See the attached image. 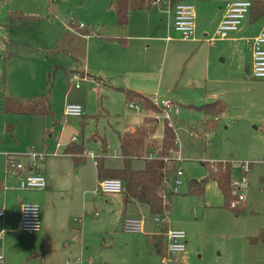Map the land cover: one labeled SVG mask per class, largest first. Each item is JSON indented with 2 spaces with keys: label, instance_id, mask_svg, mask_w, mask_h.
I'll return each mask as SVG.
<instances>
[{
  "label": "rangeland",
  "instance_id": "obj_1",
  "mask_svg": "<svg viewBox=\"0 0 264 264\" xmlns=\"http://www.w3.org/2000/svg\"><path fill=\"white\" fill-rule=\"evenodd\" d=\"M31 1L35 2L33 12L37 16H29L34 18L32 21H18L10 19L9 14L19 11L17 8L26 2L30 4V0H0V85L3 88L4 82V87L11 85L19 88L35 81L41 83V93L37 95L41 97L45 92L46 77L53 71L52 118L7 117L0 114L2 120H13L15 124L16 135H9L14 139L10 140L11 146L23 148L24 154L32 148L40 153L52 150L58 142L61 145L58 153L62 155L61 152L71 145V138H75L74 145L82 146L84 153L92 151L96 158L103 160L105 167L118 170L123 166L118 135L123 134L124 126L140 122L151 124V135L158 143L162 141L167 127L161 112L142 110L136 113L128 108L120 90L131 88L126 87L124 82L128 80L134 85L145 82L148 86L144 91L149 97L169 99L178 108V114L171 116L170 128L175 136L176 150L167 159H173L175 155L178 157L179 161H174V164L183 177L176 194H171L170 189L174 176L169 178L167 190L170 194L165 197L168 205L164 213L166 224H154L153 220L162 219V216L151 215L147 206L125 205L122 194H94L91 207L86 210L88 213L82 217L79 231L76 230L78 226L72 224L81 233L82 241L80 249L78 246V250L72 252L67 264H161L159 256L147 245V237L162 236L166 228L184 233L185 253L178 264H237L235 254L241 242L243 215H236L227 207L221 191L212 180L206 182L202 196L189 195L188 182L208 178V167L213 172L212 167L216 163H228L230 182H237L240 168L248 165L246 197L248 192L253 194L251 197L255 206L258 204L257 207L264 212V80L249 76L246 67L250 53L246 46L244 48L241 44L229 52L226 64L220 66L221 70L226 67V77H229L223 84L231 81V86H223L237 92L230 95L231 104L223 99L228 109L216 120L212 119L211 127H206L203 115L189 108V104L198 105V96L207 95L209 88L203 75L196 78L192 72L193 59L168 54L163 62L166 43L143 42L139 60L121 65L119 71L122 74H111L109 41L95 37H109L116 33L111 26L114 17L110 23L111 20L103 14V0ZM150 9L151 12L161 11ZM83 21V30L74 32L71 29L75 38L68 35L60 41L82 61V70L77 73L79 78L81 74L87 77L86 81L79 82L80 89L74 90L70 88L69 78L76 69L71 68L70 61L64 57L52 54L63 28L79 26ZM262 21L244 20L236 35L246 37L252 34ZM103 22L109 23V26H98ZM85 31L89 35H84ZM195 31L197 33L198 30H194L193 36ZM213 37L214 31H210L207 39ZM172 42L171 46H182L178 39ZM147 45L150 48L145 51ZM7 52L11 58L5 63ZM196 60L199 61L200 57ZM35 74L36 80L32 77ZM234 80L236 83L232 82ZM66 105H81L82 117L64 119L62 112ZM146 118L151 119V123L146 122ZM3 136L1 133L0 138ZM5 138L8 140V135ZM133 168L141 170L143 161H134ZM126 219L142 220L143 233L124 232L122 222ZM17 232L15 235L5 234L0 245L3 264L5 261L7 264H41L39 258L22 260L17 255V252L21 255L20 249L24 246H34L33 251L41 249L38 247V233ZM72 245L73 240L68 239L65 248Z\"/></svg>",
  "mask_w": 264,
  "mask_h": 264
},
{
  "label": "crops",
  "instance_id": "obj_2",
  "mask_svg": "<svg viewBox=\"0 0 264 264\" xmlns=\"http://www.w3.org/2000/svg\"><path fill=\"white\" fill-rule=\"evenodd\" d=\"M114 1L115 0H103V4L101 6L103 14L107 15L108 20H111L110 23L113 20L112 17H114V24L111 26L112 29H116V33L105 38L112 40L118 38L125 41L121 45L116 41L109 40V72L111 74H122L119 71L121 65L129 61L134 62L139 60L138 54H140V49L143 48L141 43H166L164 46L163 62L168 54L171 57L179 56L183 58H189V60L193 59L191 60L193 67L192 72L195 73L196 78L199 75H203L209 84V88L206 90L207 95H199L198 99L200 100V103L198 105L189 104V108L203 115V113L197 108L215 103L216 101H221L226 105V110L228 109V105L232 103L230 95L237 92L233 89L236 84H234L232 88L233 90L226 89L227 86H231V81L229 80V83L223 84V82L228 80L229 77H226V67H224L225 69L221 70L220 66L222 64H226V55L240 47L242 44L244 45V48L246 46L248 52L250 53V61H247L246 67V70L249 74L251 66V52L247 41L256 37L260 33L262 26L264 25V17L260 18L263 19V21L255 30V32L246 37H242L243 35H236L238 31L237 30L236 32L229 34L228 38L223 41H216L213 43L209 41L210 38H207L210 31H214L215 34L217 26L223 16L225 2H253L258 0H173L176 3H185L191 6V3L194 4L195 30L198 31L197 33L195 31V36H193V39L187 43H184V41L180 39L178 33H176L173 29L171 15H168L166 8L164 7L159 9L161 10L159 12H151L152 9L131 11L129 13L126 27L124 30L120 31L116 25ZM34 3L35 2H32L31 0L30 4L26 2L24 6L17 8L20 9L17 12L24 13L26 16H37V13L33 12ZM246 19L249 22H254L249 20V16H246L244 20ZM88 22L89 21H85V23L89 24ZM242 23L240 26H242ZM83 24L84 21L81 23V25ZM98 26L106 27L109 26V23H98ZM65 28H63V32L58 38L57 46L54 52H65L69 54V56L63 54L58 55L55 53L52 55L64 57L66 61H70L71 68L74 67L76 70L78 69L81 71L82 67H79L75 62L76 60L79 65L82 66V61L76 57L77 54L74 53L76 55L74 56L70 50H67L66 47L60 43V41H62V39L68 35L75 38L74 32L76 29L72 25L66 29ZM71 29L74 32H72ZM177 39L178 43H182V46H171V43H173L172 41H177ZM145 47L146 48L144 50L148 51L150 45ZM198 57H200L199 61L196 60ZM236 59L239 60V57L237 56ZM131 65H133V63H131ZM32 77L36 80L37 75H32ZM1 79L2 77H0V80ZM235 81L236 80L232 82L236 83ZM124 83L126 84V87L131 88L128 90L134 89L132 91L149 97L144 91V89L148 86V84H145V82H137L135 83L136 85H134L127 80ZM69 85L70 88L74 89L70 81ZM223 85H226V87ZM2 90L0 91V114L4 115L1 113L2 96L11 95L18 99L24 100H30L31 98H34V96L37 98V95L41 93V83H35V81L28 82L19 88H15L11 85H6L4 87L3 82ZM223 99H225V102L228 105L223 101ZM4 116L10 117L17 115ZM203 117L206 119L204 121L205 124L207 121H212V119L215 118L205 117L204 115ZM7 124L12 125L11 132L6 130ZM14 125L15 124L13 120H2L0 118V134L2 133L4 135L0 138V211L3 213V216L0 217V231H3V240L0 241V245H2L4 242L5 234L15 235L18 233L16 225L20 218L21 205L37 204L40 207L41 220V231L38 233L40 239L38 247L41 249L33 251V248H35L34 246H24L20 249L21 255H19L18 252L17 255L20 256L22 260L24 258H27L28 260L39 258L41 264H67V261L71 258L72 252L78 250V246L80 249L82 236L81 233L77 232L76 230L82 227V217L88 213L86 210L87 208L91 207L90 201L93 196H95L94 194H100L97 189L99 183L96 170L97 158L94 155L95 161H93L83 155L82 163H84L86 160L88 164L85 162L83 165H81V163L78 166H75L74 160L71 156L65 154L63 151L61 152L62 155L58 153L61 145L57 142L54 144V146H52V150L48 152H40L47 156L46 159L43 162L37 163L34 170H30L27 168L30 164V160L25 156L24 152H22L25 150L23 148L21 149L10 145V140L14 139L12 137L10 138L9 135H16L14 133ZM151 127V124H144L141 122L133 126H124L122 132L123 134L118 136L138 137L145 135V138L148 140L156 142L151 133H149ZM5 135H8V140H6ZM32 150L34 151L33 148ZM53 153H56L57 156H52ZM9 156H13L16 161H19L25 165L26 168L21 172L7 174L5 171V165ZM106 168L109 169L108 166H106ZM27 174L42 175L45 178L47 184L46 189L43 191L20 190L19 180ZM122 195L125 205L133 203L139 205L133 200L126 201L124 194ZM251 195L253 194H250L249 192L247 193L246 201L243 206L244 212L241 213L243 215V229L241 233V242L239 243L237 252L235 254L237 264H264V244L261 242L257 244H250L248 242L249 238L256 237L259 233L264 234V212L260 211V208L257 207L258 204L255 206L254 198H252ZM248 204L249 207L247 208ZM72 224L78 226L76 227V230ZM143 231L141 233L135 234H142ZM68 239L73 240V245L65 248V243ZM184 253L185 252L179 255V260L183 258ZM0 264H3V259ZM5 264H7V261H5Z\"/></svg>",
  "mask_w": 264,
  "mask_h": 264
},
{
  "label": "trees",
  "instance_id": "obj_3",
  "mask_svg": "<svg viewBox=\"0 0 264 264\" xmlns=\"http://www.w3.org/2000/svg\"><path fill=\"white\" fill-rule=\"evenodd\" d=\"M157 0H115V15H116V25L117 28L122 31L128 23L129 13L131 11H140L145 9H150L151 2ZM171 3H176L171 1ZM10 19L18 21H32L34 18L23 15L20 12H11ZM249 20L256 21L264 17V1H253L251 2L250 9L248 12ZM76 30L78 27L74 26ZM85 28V27H84ZM84 35H89L88 31L84 32ZM97 38L104 39L106 41H116L122 45L125 42L122 39H109L102 37L100 35H95ZM58 55L69 54L65 52H54ZM4 59L5 63L11 58L9 52ZM71 57V56H70ZM74 59V58H73ZM79 67V63L75 60ZM76 73L80 72L78 69L75 70ZM53 75L54 72L51 71L45 81V92L41 97H37L30 100L18 99L11 95L2 96V108L1 113L4 115H27L31 117H51V100L52 94L51 89L53 86ZM2 90L0 85V91ZM124 95L125 103H136L140 108L148 113H158L159 109L151 105L150 97L143 96L132 90L122 89L120 90ZM203 113L205 117H218L222 115L226 110V105L221 101H216L215 103L205 105L203 107L197 108ZM146 122H150L151 119H144ZM213 125L212 121H207L206 127H211ZM12 125L7 124L6 130L11 132ZM264 131V126H263ZM152 132V127L149 133ZM146 136L138 137H122L118 136L120 156L123 163L121 169L111 170L104 166L103 160L101 158L96 159V170L98 181L103 179H117L122 182L124 187V196L126 201H135L141 206H147L151 215L164 216L168 205L165 203V197L170 194L165 191L164 181L169 180L173 177L176 172V166L174 161L166 160L169 158L176 150L175 147V136L173 132L167 127L164 129V134L162 141L157 143L152 140L145 138ZM106 146H104V150ZM84 148L77 145H68L65 149V154L71 156L74 160V165L78 166L83 162ZM136 160L143 161V169L136 170L133 168V162ZM216 172H211L209 169V177L203 181H189L188 182V193L192 196H202L206 182L210 179L212 180L217 188L221 191L225 203L228 206L230 200V167L228 163H216ZM174 178V177H173ZM244 203L240 204L233 212L239 215L244 212ZM166 230V229H165ZM164 230V232H165ZM250 244H257L261 242L264 244V234L259 233L256 237L248 239ZM147 245L153 250L159 258H162L165 254V244L164 237L162 236H152L147 238Z\"/></svg>",
  "mask_w": 264,
  "mask_h": 264
},
{
  "label": "built area",
  "instance_id": "obj_4",
  "mask_svg": "<svg viewBox=\"0 0 264 264\" xmlns=\"http://www.w3.org/2000/svg\"><path fill=\"white\" fill-rule=\"evenodd\" d=\"M172 0H157L151 2V8H166L168 15H171L173 29L180 36L183 41H190L193 39L195 30V12L193 6L185 3H171ZM251 2L250 1H235L227 2L223 8V16L220 23L217 26L214 37L210 38V42L226 40L229 34L234 33L240 27L242 21L246 18ZM79 29H83V25L78 26ZM251 52V66L249 70V76L255 80H264V25L260 33L247 41ZM87 77L81 74V78L76 72L70 75L69 81L72 83L74 89H79L81 81H86ZM151 105L160 110L164 115V121L168 129L172 126L171 116L178 114L177 106L169 99L158 98L157 96H151ZM128 108L136 113L142 112L140 106L136 103H128ZM64 118H80L82 117V107L80 105H66L63 110ZM215 120L217 117L214 118ZM171 130V129H170ZM76 139L71 138V143H75ZM176 145V142H175ZM29 158L30 164L27 167L30 170L36 168L37 163L43 162L46 159V155L43 153H36L32 149H29L25 154ZM52 156H57L53 153ZM86 158L95 161V156L92 151L84 153ZM169 160L165 159L164 161ZM171 160V159H170ZM173 161H179L176 155L172 159ZM26 166L16 161L13 156H9L6 161L5 171L7 174L21 172ZM213 173L216 172V167H212ZM249 171L248 165H243L240 168V177L237 182H230V200L228 206L230 209H235L246 200L247 190V173ZM183 173L180 170H176L171 194L178 193V188L182 183ZM169 180L164 181L165 191L167 190ZM47 187L45 178L40 174H27L19 180V189L23 191H43ZM98 192L102 195L111 194H123L124 187L121 181L117 179H103L98 183ZM3 216L0 211V217ZM155 224H166L165 216L162 219L155 218L153 220ZM17 230L27 234H35L41 231L40 220V207L37 204H22L20 208V218L17 222ZM122 229L128 233H141L143 231V222L141 220H129L126 219L122 223ZM165 238V254L160 259L161 264H177L179 255L185 250V236L182 231H172L168 228L164 233ZM3 240V231H0V241ZM2 257L0 256V263Z\"/></svg>",
  "mask_w": 264,
  "mask_h": 264
}]
</instances>
